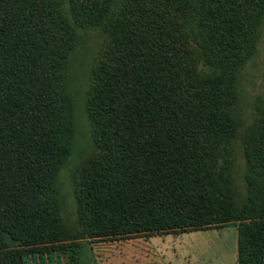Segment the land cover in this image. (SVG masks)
<instances>
[{
	"label": "trees",
	"instance_id": "1",
	"mask_svg": "<svg viewBox=\"0 0 264 264\" xmlns=\"http://www.w3.org/2000/svg\"><path fill=\"white\" fill-rule=\"evenodd\" d=\"M68 2L72 23L56 0H0V264L66 239L52 193L75 137V28L89 26L106 48L86 102L96 154L76 171L84 237L236 224L237 264H264V99L241 140L240 210L228 158L234 71L255 51L264 0Z\"/></svg>",
	"mask_w": 264,
	"mask_h": 264
},
{
	"label": "rangeland",
	"instance_id": "2",
	"mask_svg": "<svg viewBox=\"0 0 264 264\" xmlns=\"http://www.w3.org/2000/svg\"><path fill=\"white\" fill-rule=\"evenodd\" d=\"M69 0H56L60 12L72 23ZM79 40L69 64L68 86L73 100L75 137L71 156L58 173L52 198L57 208L59 226L65 241L58 247L34 249L22 258L23 264H237L236 224L219 228L173 234H153L123 238L89 239L84 237L75 195L77 168L93 158L96 148L91 139V123L86 112L93 73L106 48V38L99 27L75 28ZM185 51H194L195 47ZM187 54V53H186ZM190 64L198 77L210 73L196 58ZM232 88L231 118L235 136L228 150L230 176L240 210L246 198L245 161L242 136L259 118L257 105L264 99V14L258 21V37L253 55L236 67ZM202 75V76H201ZM53 189V190H54ZM64 240V239H63Z\"/></svg>",
	"mask_w": 264,
	"mask_h": 264
}]
</instances>
